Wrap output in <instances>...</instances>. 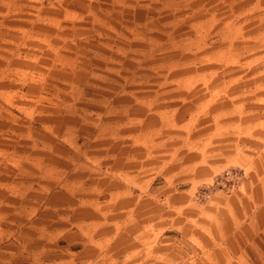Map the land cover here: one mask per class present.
<instances>
[{
	"label": "clouds",
	"instance_id": "1",
	"mask_svg": "<svg viewBox=\"0 0 264 264\" xmlns=\"http://www.w3.org/2000/svg\"><path fill=\"white\" fill-rule=\"evenodd\" d=\"M202 3L203 6L197 0H92L89 5L88 0H32L39 16L53 17L58 23L45 30L46 36L39 29L33 31V36L42 37L38 47H21L12 41L8 72L3 75V70H0V81L9 80L10 85L4 87L14 90L6 92L0 88V111L8 110L10 123L18 125L19 121L10 109L38 87L42 95L52 97L59 110L65 113L64 124L60 127L54 122L41 124L44 132L54 138L50 147L67 144L71 151H66V157H70L66 163L55 162L44 146L47 138L31 134L28 137L31 142L30 162L18 157L8 158L0 151V159H8L14 170L13 188L17 202L21 204L20 208L9 209L0 200V207L6 209L0 212V264H196L197 261L199 264H264V222L258 216L260 209L264 208V177L252 185L248 179V166L242 168L243 175L228 173L227 179L235 183L227 196L235 197L237 207L227 202V196L218 203L216 198L220 193L204 197L193 195L189 202L174 199L186 195L179 192L178 185L184 182L183 177L192 169L181 156L183 141H179L181 146L178 147V141L170 137L176 131H182V126L193 117L197 111L196 97L203 96V89H184L181 102L171 95L170 88L161 87L156 81L165 79L169 61L195 59V66L199 67V58L218 46L221 40L219 33L225 24L238 25L245 35H251L252 30L264 35V0H215L211 5L202 0ZM89 8L96 17L119 29L125 38L129 30L133 39L142 34L141 43L124 45L128 49L124 55L131 57L136 71L125 76L115 72L123 81L118 92L122 99L113 103L104 97L107 103L95 112H89L86 105L77 107L82 98L77 94L72 96L70 106L64 104L60 99L63 91L56 90L57 81L44 69L46 50H40L45 47L43 40L54 45L58 43L54 39L56 35L71 36L73 29L77 36L86 35L95 41L93 32L80 31L92 28L91 24L81 22L89 19ZM67 16H75L76 19L66 22ZM217 19L219 24L215 23ZM193 25H203L205 42L212 46L205 52L195 45L188 49L184 47L183 42L198 38ZM99 31L104 33L99 37L101 41L119 43L113 30L101 28ZM151 40L163 43L155 47ZM85 47L91 48L92 45L86 44ZM6 52L7 49L0 47V59H4ZM12 60L29 61L27 67L30 70L13 71L15 65ZM162 63L166 65L165 69L153 71ZM77 68L89 81L100 77L99 73L86 66V62L79 63ZM105 71L113 69L106 68ZM105 82L110 83L106 77ZM80 84L81 81L77 80L78 88ZM153 88L155 92L151 91ZM162 110L170 111L174 118L176 114L182 117L177 120L176 129L169 128L157 118ZM25 114L29 119L33 118L27 109ZM113 122L120 127L110 133L106 129ZM122 128H129L134 134L121 135ZM66 129L71 130L70 135ZM149 132L152 136L150 141H146L145 136ZM109 140L122 144L131 141L132 149L140 150L122 157L120 172L127 169L126 174L136 177L124 185L121 196V199L135 203L123 209L116 206L118 201L114 198L109 200L105 194L106 185L120 178V172L102 166L107 157L100 152L106 153L109 148L94 150L100 141ZM157 161L160 165L154 167ZM53 164L64 170L58 183L63 185L82 180L81 187L70 193L73 198L62 207L48 208L37 199L25 210L30 192L47 197L52 191L51 187L42 191L40 185L45 182L47 168ZM133 165L138 171L128 168ZM261 165L264 166V161ZM195 167L210 169L208 163H197ZM169 168L176 185L170 187L172 181L166 180L164 185L153 189L150 181H154L161 169ZM26 172L32 175H26ZM89 174L94 179H87ZM214 183V180L206 178L199 187L211 190ZM89 189L93 193L90 198L95 199L99 207L80 202L81 193ZM254 194L259 203L253 198ZM245 199L251 203L246 205ZM42 207L54 214V222L42 223L36 217V212ZM89 208L93 209V214H88ZM9 215L13 219H9ZM16 216H22V219L17 222ZM177 221H180L179 225ZM168 230L178 231L180 239L170 243L158 239ZM200 231L209 236L212 243L207 246L201 243Z\"/></svg>",
	"mask_w": 264,
	"mask_h": 264
},
{
	"label": "rangeland",
	"instance_id": "2",
	"mask_svg": "<svg viewBox=\"0 0 264 264\" xmlns=\"http://www.w3.org/2000/svg\"><path fill=\"white\" fill-rule=\"evenodd\" d=\"M103 2H109V0H103ZM207 2L211 5L215 3V0H207ZM88 3L90 5L92 0H88ZM197 3H201L203 6L202 0H197ZM40 11L42 12L43 9ZM88 17L89 19L81 22L91 24L92 28H82L80 31L93 32L96 36L95 41L86 35L77 36L76 30L73 29L71 36L56 35L54 39L58 43L54 45L43 40L45 47L40 50L42 52L46 50L44 69L57 81L56 90L63 91L64 95L60 99L64 104L70 106L72 96L77 94L82 97L79 99L77 107L86 105L89 112H95L103 103H107L104 97L112 100L113 103L122 99L118 95L119 87L123 83L120 76L130 75L136 71L131 57L124 55L128 51L124 45L141 43L142 34H137L133 39L132 31L129 30L125 38L114 25L96 17L91 8H89ZM75 19V16L65 17L66 22ZM57 23L58 21L53 17L39 16L32 0H0V40L3 41L0 47L7 49L4 59H0V70H3V75H7L8 72L13 40L21 47H38L42 37L33 36V31L39 29L46 36L48 33L45 30L54 27ZM215 23L219 24V19ZM180 26H182V22ZM101 28L105 31L113 30L118 35L119 43L108 44L101 41L99 37L104 35L99 31ZM193 28L198 32V38L183 42L184 47L188 49L195 45L202 52L212 47L205 42L203 25H193ZM219 35L221 40L218 42V46L214 51L206 52L199 58V67L195 66V59L169 61L165 79L156 81L161 87L170 88L171 95L177 97L181 102L184 100L181 95L184 89H203V96L197 95L196 97L197 111L193 117L182 126V131H176L170 137L178 141L176 144L178 147L181 146L179 141H183L184 151L181 152V156L184 157L186 165L192 169L183 177L184 182L178 185L179 192L186 193V195L174 197V199L183 202H189L193 195L204 197L212 193H220L216 199L218 203L223 202L224 197L227 196L235 183L234 180L227 179L228 173L231 172L234 176L237 173L243 175L242 168L244 166L249 167L248 179L252 185L258 184L260 178L264 177V166L261 165V161H264V35L255 33V30H252L251 35H245L242 28L233 24H225ZM162 43L159 40H151V44L155 47H159ZM86 44H91L92 47L87 48ZM65 52L68 55H65ZM17 55L19 56L20 53ZM11 62L15 65L13 71L27 72L30 70L27 67L30 62L27 60H12ZM81 62H86V66L99 73L100 77L95 81H89L83 72L78 71L77 65ZM165 67L166 65L162 63L153 71L163 70ZM106 68H111L113 71L106 72ZM116 71L120 72V76L115 75ZM105 77L110 83L105 82ZM77 80L81 81L79 88L76 85ZM169 81L171 84L168 83ZM10 83L7 79L0 81V88L6 92L14 90L4 87ZM155 90L153 88L151 91L155 92ZM148 102L150 103V99ZM26 109L33 117L32 119H29L25 114ZM10 110L19 121L18 125L10 123L8 110L0 111V151L4 152L8 158L26 155L25 150L30 152L31 142L24 139L30 130L33 135L47 138L48 133L44 132L41 124L49 119V122H54L57 127H60L65 120V113L59 110L52 97L42 95L38 87H35L23 101ZM157 118L172 129H176L177 120L182 119L179 114H176L174 118L173 114L167 110L160 111ZM118 127H120L119 124L113 122L106 130L111 133L115 132ZM193 128L196 129L195 132L192 131ZM125 130H128L129 133L124 134ZM66 132L71 133V130L66 129ZM121 132V135L131 136L134 134L129 128H122ZM151 136V132L147 133L146 141H150ZM111 143L113 142L110 140L100 141L98 146L104 149L108 148ZM51 144L52 141L47 138L44 146L48 152L51 151L50 147L48 148ZM62 145L67 146V144L56 146L53 150L54 154L49 152V157L55 162L64 161L66 163V157L62 154ZM123 145L127 149H132L131 141ZM139 151L134 149L128 152V155ZM112 158L104 159L102 166L111 168ZM197 163L201 165L208 163L210 166L221 165V170H215L216 174L212 177L215 183L211 190L200 188L199 185L202 182L196 184V172L204 169L203 167L196 168ZM53 165L60 171L52 176L50 182L44 178L45 182L40 185L42 191L49 187L52 188V191L47 197H42L38 192H30L26 198L25 210H28L27 206L37 199L41 200L48 208H53L66 205L73 198L67 193H73L79 188V184L66 187L65 184L58 183L63 171L58 164ZM159 165L160 162L157 161L153 166L159 167ZM174 167L172 166V168ZM134 170L138 171L136 168ZM79 174L77 173V175ZM26 175L31 176L32 173L26 172ZM87 178L94 179L90 174ZM134 178L136 179L135 176ZM14 180L12 165L8 159H0V200H3L9 209L21 207V204L17 202L13 188ZM166 180L172 181L170 187L176 185L171 168L161 169L157 172L154 181H151L152 188H159L165 184ZM75 181L77 182V180ZM111 188L110 184L106 185L105 194L107 196ZM253 191L255 193V189ZM10 192L13 194L9 195ZM86 193L93 196L91 189L81 195ZM253 198L257 199L259 203L255 194ZM227 202L234 207L238 206L234 196H227ZM104 203L106 204L107 201ZM250 203L251 201L245 199L246 205ZM95 204L91 205L97 207ZM130 204L133 203L129 201L128 205ZM128 205L127 203L126 205L119 204L118 208L123 209ZM5 211V208L0 207V212ZM87 212H93V209L89 208ZM258 216L264 222V208L260 209ZM36 217L42 223L55 221L54 214L46 212L43 207L36 212ZM8 218L13 219L11 215ZM21 219L22 216L15 217L17 222ZM176 223L179 225L180 221ZM158 239L164 243H170L173 240H179L180 233L176 230H168L163 233V237H158ZM199 239L201 243H205V246L212 243L211 238L202 231L199 232ZM196 264H199V261Z\"/></svg>",
	"mask_w": 264,
	"mask_h": 264
},
{
	"label": "crops",
	"instance_id": "3",
	"mask_svg": "<svg viewBox=\"0 0 264 264\" xmlns=\"http://www.w3.org/2000/svg\"><path fill=\"white\" fill-rule=\"evenodd\" d=\"M49 120V119H48ZM47 120V122H49ZM70 132H68L69 134ZM122 133V132H120ZM124 134H128V130L126 131H123ZM33 135V132L32 130H30V132H28V134L24 137L25 140H29L28 137L29 135ZM70 135V134H69ZM47 138L50 139V141H53L54 138H52L51 136H49V134H47ZM112 142V141H111ZM99 145V144H98ZM96 145L94 150H99L101 148H99V146ZM50 146H48L49 148ZM54 148L55 147H50L51 151L50 154H54ZM109 148V151L107 152L108 154H105L104 152H100L101 155H104L105 157H114V159L112 158V161H110L111 163V168L113 170H116L117 172H120V169L122 167V164H123V161H122V157H124L125 155H128V152L134 150V149H127L125 148V146L122 144V143H118V142H113L111 143V145L108 147ZM66 151L67 152H70L71 150L68 149V146L66 145H62V154L64 157H66ZM25 152L27 153L26 155H19L18 157L25 160V161H31V156H30V152H28L27 150H25ZM20 154H23V153H20ZM70 159V157H66V162L67 160ZM37 167H39V165H37ZM128 168L134 170L135 169V166H128ZM215 170H221V165H212L210 166V169L209 168H204V169H200L196 172L197 174V178H196V184H199L201 182H203L206 178L209 179L210 181L212 180V177L216 174V171ZM60 170L55 168V166H49L46 170V175H45V179L50 182L52 179V176L57 174ZM61 171H64L63 169ZM126 171L127 169L125 170V172H120V178L119 179H116L114 181H111L109 182L108 184H110L112 186L111 188V191L109 192L108 194V198L109 200H112L113 198L115 199V201H118L117 203V207L119 206V204L121 205H128V202L127 200H124V199H121V196H122V192L124 190V185H126L128 182L130 181H134V176L133 175H129V174H126ZM81 175V173L79 174ZM89 177V175H88ZM89 179V178H87ZM151 183V181H150ZM76 184H79V188L81 187L82 185V180H77L76 181H72L70 182V184H65V186H74ZM195 184V185H196ZM67 189V188H66ZM68 190V189H67ZM69 191V190H68ZM70 192V191H69ZM68 196H71L70 193H67ZM92 197L91 195H89L88 193H86L85 195H81V202H84V203H87V204H93V203H96L95 206L99 207V204L97 205V201L90 198ZM132 203H134V201H131ZM88 214H93V212H90ZM95 214H98V213H95ZM212 241V239H211Z\"/></svg>",
	"mask_w": 264,
	"mask_h": 264
}]
</instances>
